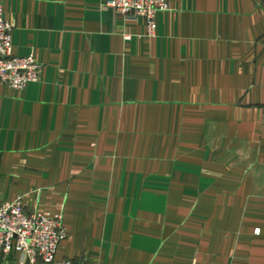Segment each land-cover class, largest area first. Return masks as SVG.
Listing matches in <instances>:
<instances>
[{"label":"crops","instance_id":"0c3cea01","mask_svg":"<svg viewBox=\"0 0 264 264\" xmlns=\"http://www.w3.org/2000/svg\"><path fill=\"white\" fill-rule=\"evenodd\" d=\"M105 1L0 0L42 65L0 85V206L62 216L58 260L264 264V3L168 0L150 36Z\"/></svg>","mask_w":264,"mask_h":264},{"label":"built area","instance_id":"2783aa9c","mask_svg":"<svg viewBox=\"0 0 264 264\" xmlns=\"http://www.w3.org/2000/svg\"><path fill=\"white\" fill-rule=\"evenodd\" d=\"M104 7L125 20L144 18L150 36L156 33L157 15L170 9L168 0H106ZM12 33L13 25L4 19L0 3V85L23 91L39 82L42 65L33 55H13ZM66 238L60 215L28 211L22 198L0 206V264H12V255H19V264H78L57 259L58 248Z\"/></svg>","mask_w":264,"mask_h":264},{"label":"water","instance_id":"95a60500","mask_svg":"<svg viewBox=\"0 0 264 264\" xmlns=\"http://www.w3.org/2000/svg\"><path fill=\"white\" fill-rule=\"evenodd\" d=\"M264 3V0H261Z\"/></svg>","mask_w":264,"mask_h":264}]
</instances>
